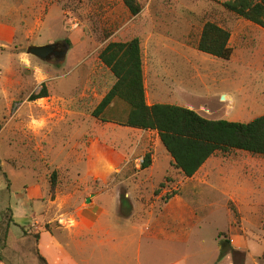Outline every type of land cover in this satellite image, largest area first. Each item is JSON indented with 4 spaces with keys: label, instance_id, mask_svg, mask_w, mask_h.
Returning <instances> with one entry per match:
<instances>
[{
    "label": "rangeland",
    "instance_id": "1",
    "mask_svg": "<svg viewBox=\"0 0 264 264\" xmlns=\"http://www.w3.org/2000/svg\"><path fill=\"white\" fill-rule=\"evenodd\" d=\"M138 1L143 10L133 16L124 0H0V22L18 29L17 43L0 54V264H45L40 228L51 230L98 194L111 207L120 196L127 216V188L137 210L122 219L129 222L112 221L131 245L118 263L264 264L263 157L218 154L189 179L156 132L122 125L124 103L93 116L116 82L100 52L138 37L151 104L250 123L264 115V29L225 11L218 3L227 0ZM208 22L231 32L230 61L198 50ZM55 43L69 46L66 61L28 53ZM44 86L48 97L32 101ZM223 241L233 252L219 263Z\"/></svg>",
    "mask_w": 264,
    "mask_h": 264
},
{
    "label": "trees",
    "instance_id": "2",
    "mask_svg": "<svg viewBox=\"0 0 264 264\" xmlns=\"http://www.w3.org/2000/svg\"><path fill=\"white\" fill-rule=\"evenodd\" d=\"M61 2V0H56ZM133 16L139 15L143 6L138 0H124ZM225 11L264 29V0H227L218 3ZM231 32L224 27L208 22L202 30L198 50L214 58L230 61L234 49L231 47ZM70 44V41L67 40ZM101 63L114 75L116 82L94 112L100 118L116 102L129 108L123 126L135 130L156 132L174 167L185 178H194L205 164L218 154L242 151L264 158V115L250 123L210 120L198 112L178 105L147 102L144 61L141 41L138 37L127 42H110L100 52ZM48 97L44 86L42 91L31 97L32 101ZM2 123L0 122V132ZM150 155H146L143 168L151 166ZM52 191L56 189L53 181ZM171 198V197H170ZM40 254V234H36ZM233 252L230 241L222 242L219 263ZM264 260V253L262 256Z\"/></svg>",
    "mask_w": 264,
    "mask_h": 264
},
{
    "label": "crops",
    "instance_id": "3",
    "mask_svg": "<svg viewBox=\"0 0 264 264\" xmlns=\"http://www.w3.org/2000/svg\"><path fill=\"white\" fill-rule=\"evenodd\" d=\"M15 14L20 15V23L27 28L28 25L23 19V14L14 11V16ZM16 25L14 22H0L1 55L6 52L5 49L8 50L17 43L18 29ZM1 55L0 61L3 59ZM68 55L69 51L67 57H69ZM147 101L149 105L155 104H151L149 99ZM122 184L125 186V181ZM127 189L129 194L125 197L127 199L126 203L131 207V211L127 216L121 213L122 202L120 196L114 201V206L111 207L110 203L103 201L102 195L98 194L89 205L77 207L69 215L62 218L56 217L57 225L52 227L51 230L40 228L39 251L47 263L117 264L118 258H124L131 245L127 244L124 238L116 232V226L112 221L118 219L121 223L129 222L122 219H133V215L136 213L137 206L130 189ZM27 198L30 201L35 200L37 198L35 191L29 189ZM24 218H29V224L32 223L29 215L25 214ZM17 222L19 223L18 220ZM22 226L24 225L22 224ZM151 234L156 236L155 232L149 235ZM130 262L129 264H131Z\"/></svg>",
    "mask_w": 264,
    "mask_h": 264
},
{
    "label": "water",
    "instance_id": "4",
    "mask_svg": "<svg viewBox=\"0 0 264 264\" xmlns=\"http://www.w3.org/2000/svg\"><path fill=\"white\" fill-rule=\"evenodd\" d=\"M60 43L49 44L46 46H32L29 48L28 53L33 55L43 61H51L53 57H56L57 60L63 62L66 60L69 46H65L64 49L59 48ZM222 100H232L231 95H223ZM87 203H91V199H87Z\"/></svg>",
    "mask_w": 264,
    "mask_h": 264
},
{
    "label": "flooded vegetation",
    "instance_id": "5",
    "mask_svg": "<svg viewBox=\"0 0 264 264\" xmlns=\"http://www.w3.org/2000/svg\"><path fill=\"white\" fill-rule=\"evenodd\" d=\"M65 46H68V45H67V44H61V43L59 44V48H60V49H64ZM54 58L57 59L56 57H53L52 60H53ZM52 60H51V61H52Z\"/></svg>",
    "mask_w": 264,
    "mask_h": 264
}]
</instances>
